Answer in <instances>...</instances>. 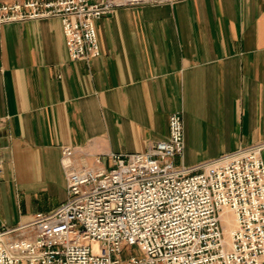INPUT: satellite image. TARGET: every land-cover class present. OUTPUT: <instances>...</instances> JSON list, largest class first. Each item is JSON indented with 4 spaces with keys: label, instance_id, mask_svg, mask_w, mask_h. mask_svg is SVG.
I'll list each match as a JSON object with an SVG mask.
<instances>
[{
    "label": "crops",
    "instance_id": "0c3cea01",
    "mask_svg": "<svg viewBox=\"0 0 264 264\" xmlns=\"http://www.w3.org/2000/svg\"><path fill=\"white\" fill-rule=\"evenodd\" d=\"M95 29L100 56L85 62L58 20L0 27V230L65 202L63 148L96 169L165 140L173 113L185 167L264 142V0L121 8Z\"/></svg>",
    "mask_w": 264,
    "mask_h": 264
},
{
    "label": "built area",
    "instance_id": "2783aa9c",
    "mask_svg": "<svg viewBox=\"0 0 264 264\" xmlns=\"http://www.w3.org/2000/svg\"><path fill=\"white\" fill-rule=\"evenodd\" d=\"M171 1L0 0V27L58 20L69 59L87 62L100 56L96 21ZM183 150L180 113L169 115L165 140L107 165L95 157L96 169L75 168L63 148L65 202L2 228L0 264H264V142L193 168L179 162ZM131 247L138 256H127Z\"/></svg>",
    "mask_w": 264,
    "mask_h": 264
},
{
    "label": "bare ground",
    "instance_id": "6f19581e",
    "mask_svg": "<svg viewBox=\"0 0 264 264\" xmlns=\"http://www.w3.org/2000/svg\"><path fill=\"white\" fill-rule=\"evenodd\" d=\"M226 213H229V211H226ZM225 228H224V233H225V236H226V240H228L229 238V235L230 233L232 232L233 228H234V222H233V219L232 217H227L226 220H225Z\"/></svg>",
    "mask_w": 264,
    "mask_h": 264
},
{
    "label": "rangeland",
    "instance_id": "374dc122",
    "mask_svg": "<svg viewBox=\"0 0 264 264\" xmlns=\"http://www.w3.org/2000/svg\"><path fill=\"white\" fill-rule=\"evenodd\" d=\"M138 252L135 247H131L127 251V256H138Z\"/></svg>",
    "mask_w": 264,
    "mask_h": 264
}]
</instances>
